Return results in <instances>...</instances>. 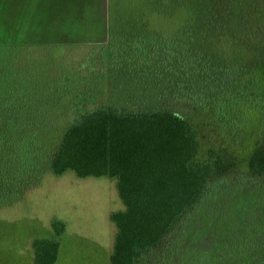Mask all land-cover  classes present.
Instances as JSON below:
<instances>
[{
  "label": "trees",
  "instance_id": "obj_1",
  "mask_svg": "<svg viewBox=\"0 0 264 264\" xmlns=\"http://www.w3.org/2000/svg\"><path fill=\"white\" fill-rule=\"evenodd\" d=\"M103 8L98 23L78 11V43L0 46V210L49 173L111 177L125 206L111 214V264H264V0H110L109 30L90 41ZM45 52L105 53L79 65ZM118 52L129 84L113 88ZM148 68L156 83L130 84ZM171 93L216 112L230 148L204 158L195 124L166 107ZM241 139L255 142L245 170ZM52 228L33 264H57L67 224Z\"/></svg>",
  "mask_w": 264,
  "mask_h": 264
},
{
  "label": "rangeland",
  "instance_id": "obj_2",
  "mask_svg": "<svg viewBox=\"0 0 264 264\" xmlns=\"http://www.w3.org/2000/svg\"><path fill=\"white\" fill-rule=\"evenodd\" d=\"M102 2L103 0H0V46L47 45L44 42L52 39H65V42H60L62 44L78 43L80 40L70 34V27L79 19L78 11L87 9L93 18L94 12L90 9H95L98 17L93 20L98 23V18L104 20L101 12L105 13L103 6L106 4L107 24H103L102 20L101 26H92L90 41L94 40L97 28H106L107 32L109 30L110 0L103 4ZM75 32L78 33L77 30ZM80 32L88 33L83 29ZM88 53L98 58L100 54L104 56L105 52H45V57L52 56L61 62L75 64L82 61ZM117 58L121 63L116 69L119 74L112 81L113 88L117 87V83L129 84L123 71L125 55L118 52ZM108 65L109 63L101 72L107 75L105 79L109 83ZM149 71L151 70L148 68L144 77L140 76L139 81L135 80L130 84L145 87L156 83V78L147 74ZM174 93L167 95L164 103L168 109L195 124L200 133L204 158L217 156L232 144L222 130L216 112L200 109L189 101L175 103ZM138 98L144 99L140 96ZM118 103L122 104L121 107H128L127 109H137L138 106L134 105L139 102ZM248 119L244 128L247 135L249 131L254 133L256 128ZM250 142L251 144L246 145L241 139L239 143L244 146H237V150L232 149L244 170L254 152L255 142ZM124 208L117 190V180L114 178L80 179L72 172L62 177L49 173L44 182L29 191L18 204L0 210V264H33V241L55 235L52 228L54 219L63 220L67 224V232L61 238L62 249L57 264H111L117 233L111 214Z\"/></svg>",
  "mask_w": 264,
  "mask_h": 264
},
{
  "label": "crops",
  "instance_id": "obj_3",
  "mask_svg": "<svg viewBox=\"0 0 264 264\" xmlns=\"http://www.w3.org/2000/svg\"><path fill=\"white\" fill-rule=\"evenodd\" d=\"M105 2H106V0H105Z\"/></svg>",
  "mask_w": 264,
  "mask_h": 264
}]
</instances>
